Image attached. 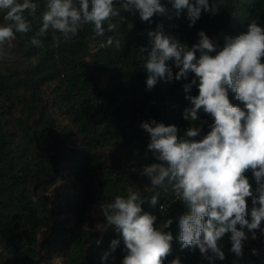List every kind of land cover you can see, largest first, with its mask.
<instances>
[{
  "label": "trees",
  "instance_id": "trees-1",
  "mask_svg": "<svg viewBox=\"0 0 264 264\" xmlns=\"http://www.w3.org/2000/svg\"><path fill=\"white\" fill-rule=\"evenodd\" d=\"M33 2L38 7L35 17H29L32 31L17 33L10 50L15 59L0 60V264H54L57 257L62 264H122V234L93 230L92 208L117 195L126 196L128 187L140 192L143 211L157 217V227L173 220L165 229L174 239L164 264L177 257L181 264H264V234L259 230L239 258L230 251V233L220 241L224 260L210 261L198 248H181L179 216L187 208L175 200L170 186L153 189L141 175L144 166L157 161L147 149L150 137L140 127L154 119L175 125L183 137L188 127L202 126L196 138L200 139L213 122L203 112L196 122L183 118L184 109L191 106L186 95L198 94L196 86L187 94L183 87L194 74L187 80L158 81L147 90L144 63L151 51L147 33L162 26L164 34L191 47L204 31L219 49L225 36L245 32L252 19L264 27V0H214L218 13L202 12L192 27L186 11L177 17L171 3L161 0L166 12L154 15L150 23L141 21L138 12L124 14L133 28L128 30L126 23L120 26L119 51L101 47L109 36L116 37L115 32L95 36L91 25L53 47L51 30L38 35L45 0ZM0 23H4L2 13ZM32 36L42 46L31 45ZM87 57L90 68L83 61ZM167 63L175 75L179 69L173 61ZM96 75L108 76L109 87H98ZM229 99L240 105L230 90ZM65 167L71 191L62 197L44 193ZM246 175L255 190L252 173ZM157 192L159 202L153 207L150 198ZM113 240L118 241L114 252ZM105 252L108 259L102 260Z\"/></svg>",
  "mask_w": 264,
  "mask_h": 264
},
{
  "label": "clouds",
  "instance_id": "clouds-1",
  "mask_svg": "<svg viewBox=\"0 0 264 264\" xmlns=\"http://www.w3.org/2000/svg\"><path fill=\"white\" fill-rule=\"evenodd\" d=\"M168 2L177 17L186 11L189 27L200 19L202 12L218 13L214 0L212 3L210 0ZM37 7L33 0H0L4 21L0 23V60L15 59L10 51L13 41L17 33L32 31L29 17H35ZM137 12L141 21L150 23L154 15L164 14L166 8L161 0H45L38 35L51 30L52 46L58 48L62 41H71L85 25H91L95 36H103L106 30L115 32L116 37L109 36L101 47L119 51L120 26L126 23L128 30L133 28L124 14ZM147 35L151 43L144 63L147 90L153 89L158 81L187 80L194 74L183 87L187 94L196 86L198 94L186 95L191 106L184 109L183 118L196 122L203 112L213 122L200 139L196 138L202 126H190L180 137L175 125L166 126L154 119L142 122L140 127L150 137L147 149L157 162L144 166L141 175L151 181L153 189L170 186L175 200L187 208L179 216L178 240L182 249L198 248L210 261L224 260L220 241L230 233V251L242 257L244 244L249 239L247 233H251L252 240L257 238V230L264 234L261 228L264 221V27L252 19L245 32L235 37L225 36L219 49L204 31L198 33L199 40L191 47L164 34L162 26ZM30 43L42 46L37 36H32ZM168 61H173L179 69L175 75ZM229 90L242 107L230 102ZM248 172L255 179V190L246 175ZM159 196V192L151 196V206L158 204ZM247 198H251L250 209ZM144 203L140 192L128 187L126 196L117 195L101 205L106 218L103 230L111 227L123 236L122 264H164L172 252L174 238L165 229L173 220L167 219L157 227V217L143 211ZM163 208L160 205L161 212ZM117 244L113 240L110 250L114 252ZM252 252L257 254L256 249ZM108 256L109 252H105L102 260ZM170 264H181V261L177 257Z\"/></svg>",
  "mask_w": 264,
  "mask_h": 264
},
{
  "label": "rangeland",
  "instance_id": "rangeland-1",
  "mask_svg": "<svg viewBox=\"0 0 264 264\" xmlns=\"http://www.w3.org/2000/svg\"><path fill=\"white\" fill-rule=\"evenodd\" d=\"M83 61L85 62L87 67L90 68L91 59L87 57ZM95 78H96V82H97L98 87H100V88H108L109 87L108 76L96 75ZM60 119H61V123L66 125V123H67L66 120H64L62 118H60ZM67 173H68V169H67V167H65V170L62 171V175L59 177L57 182L55 184H53L52 186H50L49 188H47L44 191V193L51 195V196L53 195L56 197H62L64 195H66L68 192H70L71 191L70 185H69L70 180L66 176ZM247 203H248V206L250 209L252 206L251 202H247ZM92 215L94 217L93 230L98 231V232H104V233H109L113 230V228H111V227L107 228L106 230H103L104 225L106 224V218L102 213L101 205L93 206ZM261 228H264V221H262ZM245 231L247 233V229H245ZM247 234L249 236V239L245 242L244 248L252 246L250 244L251 233H247ZM54 264H62V259L60 257L55 258Z\"/></svg>",
  "mask_w": 264,
  "mask_h": 264
}]
</instances>
